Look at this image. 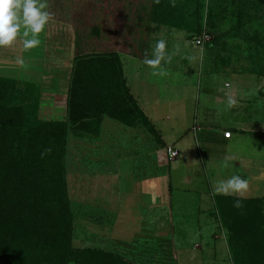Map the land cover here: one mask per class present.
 <instances>
[{
    "label": "rangeland",
    "instance_id": "rangeland-1",
    "mask_svg": "<svg viewBox=\"0 0 264 264\" xmlns=\"http://www.w3.org/2000/svg\"><path fill=\"white\" fill-rule=\"evenodd\" d=\"M184 2L47 0L46 10L50 18L40 34L39 46L25 49L22 37L10 46H0V102L22 106L19 115L28 118L22 124H18L16 118L13 120L16 124L13 122L14 125L7 127L10 128L7 135L0 137L5 139L0 142V146L5 147L4 152L0 149V154L9 155L4 163L17 161L22 152L31 155L34 140L41 136V132L46 133L45 138L49 142L50 135L56 131L54 126L67 123L65 172L70 210L74 217L71 235L75 249L95 247L105 252L120 253L133 264H234L238 251L243 252V248L236 250L233 244H240L247 249L249 246L247 254H254L260 261L256 264H264V137L257 132L260 126L251 133L235 135L231 147H214L212 154L215 157L228 154L232 160L227 156L228 162L215 164V172L212 165L205 167L210 181L209 193L258 199L250 203L260 220L259 234L255 236L243 237L245 233L236 232L240 236L237 237L235 231L229 232L225 228L216 196L211 203L205 199L200 206L197 199L178 203L177 194L172 196L171 202L173 222L170 215H164L168 209L164 207L162 210L165 213H161L154 206L153 218L151 214L148 216L147 234L136 235L145 226H142L144 219L132 218L125 203L124 206L118 204V196L112 187L116 182L114 179L119 181L120 175L119 192H128L132 189L129 184L133 183V178L139 177L150 166L156 177L158 167L171 159L169 145L175 144L179 134L189 129L191 116L201 108V103L196 102L199 85L205 89L213 82L222 92L228 93L219 99L214 98V102L218 103L215 107L210 103V113L215 110L225 125L229 117L243 121L250 115L242 106L236 109V99L230 97L232 90L225 88L230 85L232 89L235 83H240L236 79L240 74H218L214 77L204 74L214 69L259 74L262 66L264 69V43L257 45L254 38L249 37L252 34L264 36V4L258 0H192L187 5ZM210 12L215 15L211 17ZM198 25L200 33L195 34L191 30ZM202 34H207L208 39L203 46L197 47L193 37ZM160 40L165 41L164 51L171 56V60L161 61L153 68L146 61L155 58L156 44ZM212 42L213 48H208ZM109 52L118 54L123 75L118 78V85L110 82L111 90H108L106 98L108 103L118 107L113 98L117 100L121 97L125 99L123 106L126 107L122 110L130 107L126 92L121 90L124 81L128 95L151 114L153 120L147 117L152 125L150 132L138 123L126 126L104 115L106 107L98 111L102 121L98 133L69 131V128L78 125H69L67 120V97L77 56H97ZM91 74H88L89 80ZM242 80L245 81L244 77ZM242 83L246 82H241L244 87ZM251 83L246 85L251 87ZM84 92L87 94L89 91ZM261 96L264 97V93ZM83 99L88 100L87 95ZM146 103L149 108L145 107ZM231 103L235 108L234 115ZM85 116L88 118L76 121L91 120L93 113L87 112ZM174 116H182L186 120L177 123L178 119ZM29 128H33L34 133L22 137L21 130ZM37 129L41 132H35ZM187 139L191 140V145L194 144L192 132ZM201 143L204 145L205 142ZM182 153L174 160L178 168L174 167V173L170 172L172 188L176 187L188 166L182 165ZM25 163L23 165L27 167L28 162ZM133 163L141 164L144 169L132 170ZM187 169L191 178L195 175L194 184L189 187L197 186L199 181L197 189L205 190L204 179L198 176L196 166ZM233 176L246 179L247 189L221 190ZM230 203L237 205L236 202ZM197 207H205V214L199 216ZM169 225L172 228L168 229ZM159 230L167 233L165 239L169 240V245L165 250L157 249L158 234L155 233ZM134 237L142 242L141 249L128 243L135 240Z\"/></svg>",
    "mask_w": 264,
    "mask_h": 264
},
{
    "label": "trees",
    "instance_id": "trees-1",
    "mask_svg": "<svg viewBox=\"0 0 264 264\" xmlns=\"http://www.w3.org/2000/svg\"><path fill=\"white\" fill-rule=\"evenodd\" d=\"M185 1L187 5L192 0ZM258 1L264 4V0ZM183 9L185 10V6ZM213 15L215 14L210 12V16ZM200 28L198 25L191 31L199 34ZM261 35L252 34L249 37L254 38V42L259 45L264 43V36ZM213 44L214 42L209 43L208 48H213ZM262 67L259 74L253 71L245 72L264 76ZM89 72L92 73L90 80ZM122 75V63L117 53L77 56L73 65L71 89L67 97V120L69 125H78L69 128V131L74 129L75 133L80 130L86 133H98L102 122L98 117V111L105 107L104 115L126 126H134V123H138L148 132L151 131L152 125L131 95H128L124 81L121 90L126 92L130 107L122 110L126 107L123 106L125 99L122 100L121 97L117 100L113 98L115 106L118 105L119 108L108 103L106 98L109 94L108 90H111L110 82L113 81L112 84L118 85V78ZM87 90L89 92L86 94L84 91ZM84 95H87L88 100L83 99ZM21 109L20 105L0 102V126L2 125L0 137L7 135L9 125L16 124L14 119L19 120L18 124L28 119L19 115ZM87 112L93 113L92 119L78 123L77 119L88 118V116L83 117ZM66 125L67 123H57L54 126L56 131L50 135L49 142L46 141V133L37 129L35 132H41V136L34 140L35 145L31 155L22 152V155L17 157V161L15 159L14 162L4 163L3 160L9 155L0 154V264H133L120 253L105 252L95 247H76L75 249L73 246L71 233L74 217L70 210L65 172V143L68 130ZM30 133H34L33 128L21 130L22 137ZM4 140L0 142L3 143ZM0 149L4 152L5 147ZM25 162H28L27 167ZM216 199L221 219L229 232L235 231L234 234L237 237H240L237 234L239 232L245 233L246 236L243 237L259 234L260 220L255 208L253 209V205L250 204L258 199L234 198L226 195H218ZM230 201L244 202L248 205L243 203L237 206ZM233 245L234 249L243 248L244 252L238 251L234 264H256L258 260L254 254H247L249 246L247 249L240 244Z\"/></svg>",
    "mask_w": 264,
    "mask_h": 264
},
{
    "label": "crops",
    "instance_id": "crops-1",
    "mask_svg": "<svg viewBox=\"0 0 264 264\" xmlns=\"http://www.w3.org/2000/svg\"><path fill=\"white\" fill-rule=\"evenodd\" d=\"M203 72H201V75ZM218 74H233V75H238L236 77L237 80L240 81V83H235L234 87L231 89V86H225L226 89H230V97H234L236 99L235 104H236V109L241 107H244L245 110H247V117L246 120L239 121V120H234L232 117H229L226 122L228 124L225 125L224 120L219 119L216 115V111L213 110L212 114L210 113V103L215 107L218 105V103L214 102V98L219 99L220 97L227 96L228 93L222 92L220 89H218L216 84H211V86L208 84V86L204 88H201V85L198 87V98L196 99V102L200 105L201 103V108L199 112H195L193 116H191V126L187 131H185L184 134H179V137L177 139V142L174 144H170V148L175 150L177 152V156L172 157L170 160L166 161L164 164H162L156 171L157 175L154 177V169L152 166L149 168L145 169L139 177H134L133 178V183H130L129 185L131 186L132 189H130L128 192L121 194L119 192V181L121 180V176L119 175L118 177L120 178L119 181L117 179L112 187H114V192L118 196V204H121V206H124L123 204L125 203L126 209L130 211L132 214V218L134 219H144V223L142 224L143 229L138 230L136 232V235L139 234H147V228L146 224L148 226V216H154L155 212H153V207L156 206L158 208L157 212L166 213L164 215H170V218L172 219L171 221L173 222V218L171 215L172 211V196L174 194H177V202L181 203L182 201L185 202L186 200H195L197 199L201 204L206 200L211 203V200L213 197L221 195V194H215L210 192L208 190V187H210V181L208 180L207 176V170L205 167L212 165L213 172H215L214 165H222L224 162H228V159L225 157L229 156L231 159L232 157L228 154L224 155L225 157H215L212 153L214 152L213 148H228L231 147V145L234 144V136L235 135H240L242 136L245 133H251L253 130L261 127L257 132L262 135V131L264 130V97L261 95L264 93V76H257L252 73L248 72H243V73H236L229 71L228 69H214L209 72V74H204V76H216ZM249 76V77H248ZM242 77H244V80H242ZM236 80V81H237ZM213 81V80H212ZM241 82H246L244 85L241 86ZM248 82L251 83V87L246 85ZM226 84V83H225ZM224 84V85H225ZM240 84V85H239ZM224 94V95H223ZM239 94V95H238ZM231 100V99H230ZM228 101V100H227ZM225 104H228V102L224 101ZM140 107L141 104L139 103ZM233 104L231 103V107ZM148 107V103H146V106ZM263 108V109H262ZM143 113L145 114L146 117L149 119L151 114L148 113L144 107H141ZM235 108L233 107L232 114L234 115V110ZM148 110V109H147ZM209 110V112H207ZM210 113V114H208ZM183 114V112H182ZM208 116L210 118H208ZM251 116V117H250ZM174 118L178 119L177 123H183L185 118L182 116H174ZM252 119V120H250ZM153 120V119H151ZM229 126V127H228ZM256 126V127H255ZM187 128H185L186 130ZM193 133V142L194 144H190L191 140L187 139V136L189 133ZM224 132H230V137L226 138L224 137ZM186 137V138H185ZM205 142L204 145L201 142ZM183 152V153H182ZM182 153V165L187 166L188 168H196L198 169L199 175L201 178H203V183H205V190H199L197 189L199 187V181L198 185L194 186L193 189L189 187L192 183L194 184V176L192 175L193 179L190 177V174H188V169L186 167L184 171V176L181 177L180 174V179L177 181V185L175 188H172V176L170 175L171 173H174V167H177V162H174L176 158ZM223 155V153H222ZM234 156V155H232ZM232 160V159H231ZM234 162V161H233ZM171 163H174L173 165ZM220 163V164H219ZM134 164V163H133ZM205 165V166H204ZM238 166V164H236ZM131 168V167H130ZM141 168V171L144 169L141 164L135 163L134 166L132 167V170L137 171V169ZM180 168V167H179ZM126 170V169H125ZM210 170V171H211ZM117 177V176H116ZM117 177V178H118ZM175 177V176H174ZM207 188V190H206ZM155 194V195H154ZM182 195V197H181ZM163 196V197H162ZM154 197V199H152ZM208 197V198H207ZM234 197V196H233ZM252 197V196H251ZM243 198V197H240ZM250 198V197H246ZM182 199V200H181ZM210 199V200H209ZM128 204L126 205V203ZM176 202V199H175ZM188 202V201H187ZM124 207V208H125ZM165 207V210H162ZM197 214L203 215L205 214L206 208L202 207H197L196 208ZM170 213V214H169ZM196 214V215H197ZM151 218V220H152ZM156 218V217H155ZM154 218L155 222L156 219ZM152 221V223L154 222ZM163 219H161L162 221ZM160 221V224H161ZM141 226V227H142ZM170 225L168 226V229H170ZM167 230L166 232H168ZM152 234V233H151ZM155 234H158L157 238V244L159 247H157L158 250H165V248L169 245V240L165 239L167 233H164V230H159ZM163 234V235H162ZM169 234V233H168ZM147 238V237H146ZM135 241L132 243V241L128 242L130 244H133L135 246H139L138 249H141V241H138L137 237H134ZM140 240V239H139ZM177 241V240H176ZM175 241V242H176ZM221 241L218 240V242ZM174 242V240H173ZM175 244V243H173ZM179 245V244H177ZM152 248V246H149ZM175 264H178L177 262Z\"/></svg>",
    "mask_w": 264,
    "mask_h": 264
},
{
    "label": "clouds",
    "instance_id": "clouds-1",
    "mask_svg": "<svg viewBox=\"0 0 264 264\" xmlns=\"http://www.w3.org/2000/svg\"><path fill=\"white\" fill-rule=\"evenodd\" d=\"M47 0H0V46H10L17 38H23L25 49L40 45V34L45 30L50 13L46 10ZM21 28L23 32L21 33ZM166 43L160 40L156 44L154 59L146 62L155 68L161 61L168 62L171 56L165 53ZM22 62V61H21ZM248 182L240 176H233L223 186V191L246 190ZM239 206V201H237Z\"/></svg>",
    "mask_w": 264,
    "mask_h": 264
},
{
    "label": "built area",
    "instance_id": "built-area-1",
    "mask_svg": "<svg viewBox=\"0 0 264 264\" xmlns=\"http://www.w3.org/2000/svg\"><path fill=\"white\" fill-rule=\"evenodd\" d=\"M208 39L207 34H202L201 36H196L193 38V43L194 45L198 46H203L205 40ZM262 136L264 137V130L262 131ZM224 137L229 138L230 137V132H224ZM168 153L170 157H175L177 156V152L171 148H168Z\"/></svg>",
    "mask_w": 264,
    "mask_h": 264
}]
</instances>
